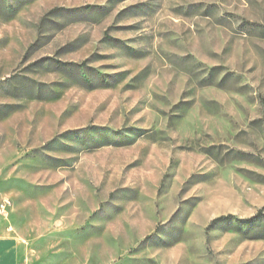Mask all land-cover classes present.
<instances>
[{
  "label": "rangeland",
  "instance_id": "374dc122",
  "mask_svg": "<svg viewBox=\"0 0 264 264\" xmlns=\"http://www.w3.org/2000/svg\"><path fill=\"white\" fill-rule=\"evenodd\" d=\"M0 237L264 264V0H0Z\"/></svg>",
  "mask_w": 264,
  "mask_h": 264
},
{
  "label": "crops",
  "instance_id": "0c3cea01",
  "mask_svg": "<svg viewBox=\"0 0 264 264\" xmlns=\"http://www.w3.org/2000/svg\"><path fill=\"white\" fill-rule=\"evenodd\" d=\"M0 264H19L17 248L11 238L0 237Z\"/></svg>",
  "mask_w": 264,
  "mask_h": 264
}]
</instances>
